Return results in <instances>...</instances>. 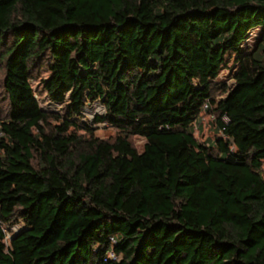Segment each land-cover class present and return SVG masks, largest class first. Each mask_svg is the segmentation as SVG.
<instances>
[{
    "label": "trees",
    "instance_id": "16d2710c",
    "mask_svg": "<svg viewBox=\"0 0 264 264\" xmlns=\"http://www.w3.org/2000/svg\"><path fill=\"white\" fill-rule=\"evenodd\" d=\"M0 85V264H264V0H0Z\"/></svg>",
    "mask_w": 264,
    "mask_h": 264
},
{
    "label": "rangeland",
    "instance_id": "374dc122",
    "mask_svg": "<svg viewBox=\"0 0 264 264\" xmlns=\"http://www.w3.org/2000/svg\"><path fill=\"white\" fill-rule=\"evenodd\" d=\"M39 74L42 76H45L46 73L44 71H40ZM219 80H222L223 82H227L228 84L231 83L229 79V72L227 70L221 71V73L218 76ZM32 86L35 90L40 89L39 83L37 80L31 81ZM39 100V106L46 110L51 112H61V105L59 103H53L51 102L45 95H41L38 97ZM6 110V101L3 96L2 88L0 85V115L4 114ZM104 112V108L100 101L98 99H87L84 104V108L81 112V119L84 121L92 122L95 115H101ZM212 116H203L202 120V133L198 134L199 140H204L206 138H211L213 136V127H210V119ZM93 127H95L94 134L97 137L100 138H110L115 134V129L111 128L110 126H107L105 123H97L94 124ZM133 143L135 147L140 151L142 149L144 139L140 137L133 138ZM264 169V164H263ZM24 223L21 219L17 220L13 225L5 226L4 231L6 233V241L8 242V238L12 232H15L21 228H23ZM112 257V255L110 254Z\"/></svg>",
    "mask_w": 264,
    "mask_h": 264
},
{
    "label": "built area",
    "instance_id": "2783aa9c",
    "mask_svg": "<svg viewBox=\"0 0 264 264\" xmlns=\"http://www.w3.org/2000/svg\"><path fill=\"white\" fill-rule=\"evenodd\" d=\"M255 32H256L255 30H252V31L250 32V35L253 36V35L255 34ZM206 106H207V105L204 104V108H206ZM194 128L196 129V126H195ZM111 255H112V254H111ZM112 257H113V255H112Z\"/></svg>",
    "mask_w": 264,
    "mask_h": 264
}]
</instances>
